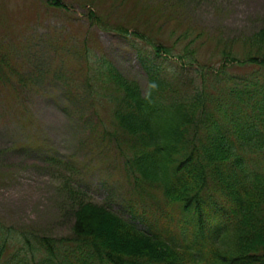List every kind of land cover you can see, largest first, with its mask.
Listing matches in <instances>:
<instances>
[{
	"label": "trees",
	"instance_id": "trees-1",
	"mask_svg": "<svg viewBox=\"0 0 264 264\" xmlns=\"http://www.w3.org/2000/svg\"><path fill=\"white\" fill-rule=\"evenodd\" d=\"M67 1L19 8L21 22L35 21L41 10L69 12ZM101 1L86 0L83 17L71 15L49 34L34 27L15 41L0 31V111L23 106L19 120L30 104L55 100L71 120L70 144L115 142L137 186L185 214L193 231L171 229L162 217L158 224L153 214L155 226L143 229L89 199L67 176L69 231L54 235L0 221V264H264V22L226 37L199 31L185 15L179 20L176 9L162 14L172 19L163 29V0ZM91 27L148 57L145 85L89 39ZM165 59L167 72L159 66ZM20 145L43 151L50 163L63 161L43 141ZM138 208L131 205L135 214ZM223 209L234 225L216 241L206 226Z\"/></svg>",
	"mask_w": 264,
	"mask_h": 264
},
{
	"label": "rangeland",
	"instance_id": "rangeland-1",
	"mask_svg": "<svg viewBox=\"0 0 264 264\" xmlns=\"http://www.w3.org/2000/svg\"><path fill=\"white\" fill-rule=\"evenodd\" d=\"M8 1L10 0H0V27L15 23V19L10 18L9 15L10 6L6 3ZM17 1L24 6L25 0ZM94 1L96 5L102 3L101 0ZM142 1L149 3L157 0ZM169 1H162L168 5L163 9L164 13H160L163 29L169 28L172 19L168 20V17L162 14L172 15L177 10L181 11L179 20L184 19L185 15L199 31L203 29L206 33L214 35L219 33L226 37L251 32L264 22V0H182L183 4L178 7L171 5V3H177V0H171L170 3ZM67 2L70 4V12L41 10L39 11L41 16H37L35 21H27L18 29L14 26L13 29L6 28L4 31L9 35L13 34L14 30L17 31V34L13 35V39L17 40V36H28L34 32L29 24L48 34L49 30L60 29L66 25L71 14L83 16L85 13L86 0H68ZM114 8L115 12L119 10V6ZM37 19L39 23L36 25ZM140 21L136 22L140 23ZM80 23L89 26L86 19ZM71 26L75 30L81 27L76 22H72ZM85 30L89 39L93 40L97 47L106 49L109 57L117 61L116 63L125 74L134 75L145 83L146 63L150 61L147 56L143 53L139 55L134 48L127 45L126 41L101 32L95 27L85 28ZM159 66L167 72L171 64L165 59ZM35 106L36 104H30L25 118L19 124L14 119L16 113L24 109L23 106L9 104L7 110L0 111V127L4 126L0 128V148L17 145L21 139L29 142L37 139L52 144V147L62 154L70 153L73 148L69 146L70 139L67 138V118L59 109L58 103L52 99H42ZM8 127L10 129L3 132ZM108 147L98 146L91 150H81L76 155L82 156L83 151L87 168L92 165L91 169H95L96 172L95 177L92 178L94 182L88 180L91 183L88 194L97 201L108 202L118 207L120 195L126 191L127 178L122 168L110 167V162L117 156L115 142L108 143ZM71 156L73 161H77L76 156ZM95 165L99 167V170ZM57 178H59L58 173L53 170V166H49L40 157L25 154L19 150H6L0 153V216L11 224L33 226L34 229L48 234L67 233L70 216L73 214L71 210L65 209L66 205L58 193ZM120 183L121 186L117 187Z\"/></svg>",
	"mask_w": 264,
	"mask_h": 264
}]
</instances>
